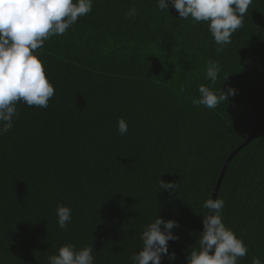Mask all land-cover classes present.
Returning a JSON list of instances; mask_svg holds the SVG:
<instances>
[{
    "label": "trees",
    "instance_id": "trees-1",
    "mask_svg": "<svg viewBox=\"0 0 264 264\" xmlns=\"http://www.w3.org/2000/svg\"><path fill=\"white\" fill-rule=\"evenodd\" d=\"M217 47L206 23L179 20L157 0H94L91 13L46 41L35 54L55 95L47 108L19 103L14 127L0 135V264H47L66 243L93 246L96 264H132L157 215L179 223L169 253L186 264L226 162L264 127V0ZM209 60L222 69L214 90H236L216 109L193 104L210 84ZM160 180L177 191H162ZM216 198L249 249L240 264L264 261V130L233 157ZM58 204L72 209L67 230Z\"/></svg>",
    "mask_w": 264,
    "mask_h": 264
},
{
    "label": "clouds",
    "instance_id": "clouds-1",
    "mask_svg": "<svg viewBox=\"0 0 264 264\" xmlns=\"http://www.w3.org/2000/svg\"><path fill=\"white\" fill-rule=\"evenodd\" d=\"M161 11L169 13V6L178 12L179 20L191 19L194 23H206L216 51L223 52L232 43V36L243 27L244 17L253 0H157ZM94 0H0V135L14 127L19 118L17 105L47 108L55 95V88L46 75L45 63L38 57V49L52 37L64 35L81 17L93 10ZM133 19L138 15L135 7L127 13ZM222 69L218 62L209 60L205 79L209 85L198 87L199 99L193 104L207 109H216L236 90H214ZM228 76L224 78V81ZM223 81V82H224ZM120 136L128 134L124 118L117 121ZM162 191H177V183L159 181ZM203 231L198 235V248L186 256V264H240L248 254V247L234 231L223 222L225 201L209 198L202 205ZM57 224L67 230L72 222V209L58 204ZM180 225L175 220L157 218L148 223L140 236L142 247L131 256L132 264H169L176 259L169 253V242L180 239L173 229ZM93 246L79 249L66 243L56 254L47 257V264H96ZM252 264H264L254 257Z\"/></svg>",
    "mask_w": 264,
    "mask_h": 264
},
{
    "label": "water",
    "instance_id": "water-1",
    "mask_svg": "<svg viewBox=\"0 0 264 264\" xmlns=\"http://www.w3.org/2000/svg\"><path fill=\"white\" fill-rule=\"evenodd\" d=\"M263 130H264V127H263V129H262L261 131H259L258 133H256V135H254L253 137L249 138L248 141H247V142H246V143H245L240 149H238V150H237V151H236V152H235V153H234V154L228 159V161L226 162L225 167H224V169H223V172H222V174H221V177H220V179H219L218 185H217V187H216V189H215L213 199H216V197H217L218 190H219L220 184H221V182H222V180H223L224 173H225V171H226V169H227L229 163H230L231 160L233 159V157H234L239 151H241L246 145H248L252 140H254V138H255L258 134H260Z\"/></svg>",
    "mask_w": 264,
    "mask_h": 264
}]
</instances>
